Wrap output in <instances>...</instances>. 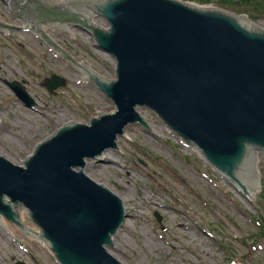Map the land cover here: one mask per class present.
<instances>
[{
  "label": "water",
  "instance_id": "water-1",
  "mask_svg": "<svg viewBox=\"0 0 264 264\" xmlns=\"http://www.w3.org/2000/svg\"><path fill=\"white\" fill-rule=\"evenodd\" d=\"M13 7H24L37 24L72 22L88 30L118 62L116 81L85 70L116 111L95 116L91 126H63L37 144L26 167L0 153V214L25 228L16 208L25 206L62 264H125L105 246L114 245L126 211H134L110 185L87 176L86 162L117 149L129 125L148 127L138 108L149 107L196 145L245 196L257 190V151H264V29L177 0H18ZM10 85L34 104L18 83ZM43 85L54 92L67 81L53 75Z\"/></svg>",
  "mask_w": 264,
  "mask_h": 264
},
{
  "label": "rangeland",
  "instance_id": "rangeland-1",
  "mask_svg": "<svg viewBox=\"0 0 264 264\" xmlns=\"http://www.w3.org/2000/svg\"><path fill=\"white\" fill-rule=\"evenodd\" d=\"M179 1L246 17L264 29V0ZM18 18L0 3V153L24 164L37 144L61 126L91 124L95 116L116 109L85 77L91 68L105 79L116 78V60L72 22L43 25L64 55L35 34L33 23ZM52 74L68 80L56 94L41 86ZM15 80L35 99L34 108L6 84ZM139 113L148 128L128 126L117 150L87 161L88 176L110 185L134 211L107 247L111 254L125 264H264V152L259 153L260 189L246 198L151 109L142 107ZM28 214L23 219L27 231L0 215L1 262L61 264Z\"/></svg>",
  "mask_w": 264,
  "mask_h": 264
},
{
  "label": "bare ground",
  "instance_id": "bare-ground-1",
  "mask_svg": "<svg viewBox=\"0 0 264 264\" xmlns=\"http://www.w3.org/2000/svg\"><path fill=\"white\" fill-rule=\"evenodd\" d=\"M241 19H243V20H246V21H248V22H250V23H252V24H254V25H256L255 23H253V22H251L249 19H247L246 17H241ZM43 31V29L41 28L40 29V32H42ZM257 190H259V187L257 186ZM257 190H250L249 189V191H250V195H249V197H253L254 195H255V193H256V191ZM22 215H23V213H22ZM176 248H174V250H175ZM201 260V259H200Z\"/></svg>",
  "mask_w": 264,
  "mask_h": 264
},
{
  "label": "trees",
  "instance_id": "trees-1",
  "mask_svg": "<svg viewBox=\"0 0 264 264\" xmlns=\"http://www.w3.org/2000/svg\"><path fill=\"white\" fill-rule=\"evenodd\" d=\"M199 3H206V2H210L211 0H193ZM264 196V194H262V197Z\"/></svg>",
  "mask_w": 264,
  "mask_h": 264
}]
</instances>
